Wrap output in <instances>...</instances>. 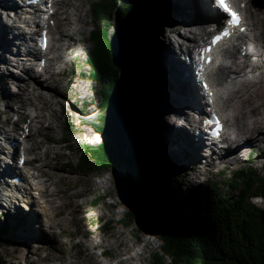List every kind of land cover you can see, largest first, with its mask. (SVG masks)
<instances>
[{"label": "rangeland", "instance_id": "374dc122", "mask_svg": "<svg viewBox=\"0 0 264 264\" xmlns=\"http://www.w3.org/2000/svg\"><path fill=\"white\" fill-rule=\"evenodd\" d=\"M69 1H71V4L67 7L69 13L67 15L59 13L58 15L66 23L64 24L65 28H63L65 36L60 37V44L52 54L56 57L52 66L55 75L52 77L47 75L38 80V83L46 82L48 89L41 88L30 79L29 75L32 71L29 70V74H24V79L21 80L13 75V71L18 73V69L12 65L6 66L0 61V111L3 112L0 115V125L7 130H12L16 123L20 124L22 129L29 128L28 120L32 119L34 106L31 103L21 106V98L26 99V96L34 95L38 90L47 98L49 104L41 112L45 118L39 119V128L33 131L29 143L37 147L36 152L42 160L35 164L44 173V178L50 181V189H55L52 185L57 184L60 190L59 193L64 195V198H60L56 203L58 212L62 213L61 218L58 220L66 218L70 223L67 227H49L44 218L45 216L43 217V213L39 211L40 204H42L40 197L38 198V202H40H37L33 208L23 204L24 214L14 216L21 220V224L25 223L24 226L20 225L17 229L7 223V220H9L8 215L5 217L0 214V264H41L40 260L45 259L47 256L52 259L49 260L51 264H68L69 262L73 264H90V253L97 256L98 263L104 261L113 263L114 259L122 260L124 258L130 264H148L151 248L149 246L145 248L146 255H142V235L144 232L141 229L140 219L136 218L132 222L130 219L129 221L130 216L123 213L124 210L128 211V207H115L112 204L119 203L113 195L114 193L117 194L119 190L115 186L114 178L111 177L113 176L112 169H101L102 172L95 169V171L88 170L81 173L76 167L79 147L84 146L86 142L91 140L88 130L93 131L94 125L87 124L88 129H86L85 126L66 119L65 112H71V103L75 102L76 107H79L77 106V96L79 94L75 91L79 88L78 79H76L79 75L73 72L74 61L67 60L65 56L69 54L73 57L76 48H79L80 42H85L87 33L84 24L88 23L89 35L96 40L98 22L97 18L93 19L90 15L92 14L90 9L85 11L86 8H83L85 0ZM152 1V4L138 5V15L136 14V21H133L134 29L132 35L129 36L131 45L133 44L132 55L136 59V64L130 62L125 65L127 61L124 63L121 58H118L117 61L122 66L123 76L117 77L114 87L107 90L103 87V80L99 78L102 85L97 82V79L92 83L93 89L95 88L100 96L104 95L108 98L109 95L118 96L119 99L127 102L126 107L134 115H139L143 119V124L145 128L147 127V130L149 129L148 126L151 125L156 133L155 138L150 145L149 143L144 144L137 149L135 155L138 160L136 161L140 162L139 164L144 168V171H148L152 175L157 174L166 180L163 189H161V193L165 197L175 201L177 197L189 195L190 193L193 195V190L197 186L213 184L219 188L222 196L233 197L238 192L231 193L229 184H231L236 172L241 170L250 172L252 170L258 178L264 179V144L260 148H245L239 147L237 143V145H234L235 149L233 148L234 151L236 150L235 152L233 149L221 152L229 155L230 161L218 163V166H212L209 169L204 168L206 162L204 156L200 157L199 167L196 166V168L182 162V160L180 161L175 154L176 151H174L175 140L185 136L184 144L189 148L198 149V146L194 144L196 141L194 138L198 137L197 132L188 125L183 126L185 130L172 127L171 129L176 134L169 131V129L160 132L153 122V114L148 107L153 104L156 107L161 106L163 99L161 95L163 93L162 88L157 80V75H155V64H158L157 59L159 58L156 52L162 48L164 41L170 43L168 36L175 34L170 29L172 27L167 29L168 25H178L179 23L175 18L178 19L185 9L178 7L173 0ZM129 4L125 6H129ZM260 5H262L261 11L264 13V0H254L250 13L247 10L246 14L250 16V23L253 25L250 26V30L255 29L258 36H261L260 32H262V39H258V41L261 40L258 45L264 47V24L262 20H259L261 17ZM210 14V10H204L202 15L206 19L208 18L207 24H205L207 28L213 20V16ZM74 16L82 24H79L76 20L74 22ZM162 16L165 17V20L162 19ZM2 21L7 22V19L3 16ZM221 22L224 23L226 20L223 19ZM116 24L110 28V34L119 35V24ZM179 26L182 28L183 25ZM81 30L84 31L83 36ZM248 34H250V31ZM210 37L211 35H208L205 40ZM66 48L68 49L65 50ZM22 53L24 52L22 51ZM9 58L14 60L15 57L9 53ZM252 60L257 59L251 57ZM175 61L177 60H173L174 63ZM179 62L180 60L176 62V65L182 67V61ZM174 63L171 65V69L177 74L180 69L177 70ZM106 69H108L107 66L105 71ZM247 74L251 77L249 79L264 78V68H256L253 71L251 69ZM187 82L184 84L188 85L189 81L187 80ZM111 89H113V92L109 93ZM195 94L194 86H191L189 95L192 96L187 97L188 100L182 103L187 105V112H189L188 108L190 109L191 105L189 102L194 100L195 97L193 96ZM65 96L66 98H64ZM37 100L34 102L40 104L45 99ZM19 107L24 108L25 116L16 113L15 110ZM201 107L206 109L203 104ZM191 111L190 114H192ZM177 118L178 116L174 117V122ZM5 119H9L8 124L5 123ZM163 120V122H169L168 114L163 117ZM47 121L49 126H47ZM147 123L150 125L147 126ZM162 126L167 128L164 124ZM26 133H28V130ZM161 135H163L162 139ZM149 140H151L150 136ZM29 143H26V145ZM207 151V149L206 151L201 150L203 155L207 154ZM35 156V152L31 153V157ZM219 157L217 156V158ZM19 159L20 157L16 159V162H19ZM233 159L238 160V162L231 165L234 162ZM200 172H204L205 175H201ZM254 200L258 207L264 209V198H255ZM73 210L77 212L73 213ZM72 219L73 222H71ZM87 231L97 239L96 241L100 247H89L83 236V233H87ZM8 241H11V243ZM152 247L156 248L155 246ZM102 253L103 256L98 255Z\"/></svg>", "mask_w": 264, "mask_h": 264}, {"label": "trees", "instance_id": "16d2710c", "mask_svg": "<svg viewBox=\"0 0 264 264\" xmlns=\"http://www.w3.org/2000/svg\"><path fill=\"white\" fill-rule=\"evenodd\" d=\"M85 1L83 8L90 9L93 19L97 18L98 30L94 40L88 23L84 24L86 40L73 54V72L83 81L84 101L91 109V116L86 113L85 124H93L94 133L89 142L79 147L77 170L82 173L112 169L111 177L119 190L113 194L119 203L112 204L128 207L123 213L130 216L129 221L140 219L144 232L142 255H146L145 248H151L148 264H264V209L254 200L264 198V179L252 170H241L229 184L231 193L238 192L233 197L222 196L213 184L197 186L193 195L168 199L161 193L166 180L144 171L136 161L137 149L150 145L155 138L151 125L147 123V130L143 119L134 115L118 96H100L93 89L92 83L97 79L102 85L99 78L107 90L114 87L117 77L123 76L118 58L127 61L125 65L136 64L129 37L133 21L138 5L153 1ZM116 23L119 35L110 36V28ZM83 33L81 30L82 36Z\"/></svg>", "mask_w": 264, "mask_h": 264}, {"label": "bare ground", "instance_id": "6f19581e", "mask_svg": "<svg viewBox=\"0 0 264 264\" xmlns=\"http://www.w3.org/2000/svg\"><path fill=\"white\" fill-rule=\"evenodd\" d=\"M12 1L14 0H0V61H2V63L6 66L12 65L16 69H18V73H15L13 71V75L21 80L24 79V74H27L29 70L30 72L32 71L29 75L30 79L38 84L41 88L48 89L47 85L45 84L46 82L38 83V80L47 75L48 77H52L53 75H55V73L52 71V66L56 57H54L52 54L54 49L60 44V37L65 36V33L63 35V31L59 29V26L61 23L63 25L66 23H64L61 20L62 18H59L58 15L59 13H61V15L63 13L67 15V13H69L67 12V7L69 4H71V1L60 0L59 2H57L56 0H54L55 5L52 10L56 11V15L48 19V21L50 22L52 20L56 22L57 25L49 27V30L51 31V35L53 37L49 52L47 51L45 54H43V59H46L44 67L41 64V61H43V59H40L41 52H34L32 49V43L33 40L38 37L40 32H42L41 29L44 23L43 19L47 18V15H40L39 18H36L35 15L30 16L31 19L35 18V24L30 25L29 29L35 30L37 32H34L32 37H27L28 33L26 32V34L24 29V31H22L21 27L10 25L7 24V22L2 21L3 11H7V8H9V11H11L10 7H13L14 10L17 9L16 2L13 3ZM253 1L254 0H239V6L241 7L242 5L246 4L248 13H250ZM173 2H175L181 9L185 10L178 19L177 17L175 18L179 23L178 25H168L167 29H169V27L174 28L170 29L173 30V33L175 34L168 36L170 43L164 41L162 48H160V50L156 52V55L159 58L157 59L158 64H155V75H157V80L161 85V90L163 93L160 94L162 95L163 99L161 101V106L159 105L158 107H156V105L153 104L150 105L148 109L153 114V122L155 123L156 127H158L160 132H163L166 129H169V131L173 132V130L171 129L172 127L185 130V128L183 127L185 125L190 126L192 130L197 132L198 137L196 136L197 138H194L196 140L194 144L198 146V149H192L185 145V136H181L177 140H175L174 151H176L175 154L179 157L180 161L182 160V162H186V164H190V166H193L194 168L198 166L200 157L204 156L206 160L204 168L209 169L212 166H218V163H226L230 161L231 159H229V155L222 154L221 152H224L228 149H235L234 145H237V143L239 147L242 146L245 148H260V146L264 144V78L257 77V79H249L251 77L247 74L251 69L253 71L256 68H264V47L258 45V43L261 42V40L258 41V39H262V32H260L261 36H258V34L255 33V29L250 30V26L252 24L250 23V16L247 14L242 25L235 29L231 28L232 38L227 40V42L224 44V47L229 54L228 59L232 63V66L230 64L229 67L225 70H231L228 73L229 75L244 73L243 77L245 78L246 76H248V79H246V77L243 81H241L238 93L234 95L235 102L232 106V111L234 114L233 119H228L227 133L219 139L213 138L209 133L212 128L207 127L205 125L206 122H204L203 120V115H205L207 110L201 107L203 102V93L201 92V88L199 87V77L196 72L197 66L200 63L196 51L198 50V48H200L199 43L205 41V38H207L208 35L213 34V32L211 31L212 29L209 27L210 25H208V28L206 27L207 25H205L207 24L208 18L206 19L202 16L204 10L211 11L214 19L212 23L216 21H219L220 23L223 19L227 20V16L221 13L219 9H217L214 0H195L193 1L194 3L192 2V0H173ZM261 6L262 5H260L259 8L260 11L262 8ZM260 16L261 17L259 18V20H262L264 24V13H262V11L260 12ZM164 18L165 17H163L162 19L165 20ZM75 20L79 24H82L78 21V18L76 16H74V22ZM67 21L68 23H70L69 20ZM179 25H183L182 28ZM249 31L250 34H248ZM27 40L30 41V44L28 46L29 50L33 51L30 56L26 54L27 48L25 46ZM22 51L24 53H22ZM9 53L15 57L14 60H10ZM251 57H254L257 60L251 61ZM178 59L180 60L179 63H181L182 61V67L176 65V62L179 61ZM173 60L177 61H175L174 63ZM173 63L177 70L180 69L177 74L174 70L172 71L171 69V65ZM187 80L189 81L188 85L184 84L188 83ZM196 82L198 83V86ZM191 86H194L196 92V94L193 96L195 97L193 98L194 100L189 102V104L191 105L190 109L188 108V110L189 112L192 110V114L186 111L187 105L182 104L184 101L188 100L187 97L192 96L189 95ZM212 91L216 92V90ZM219 94V96L223 94L222 89L219 90ZM42 98H44L45 100L43 101ZM37 99H41L42 102L40 104L35 103L34 101ZM21 102V106L29 103L34 106L32 119L28 120V124L30 127L22 129L21 125L16 123L12 130H4L3 126L0 125V141L2 140L1 136H3L5 142L15 143V145L13 146L15 149V155L13 163L11 164L8 160L10 159L11 153L9 145L5 143L3 147L0 146V152L2 151L7 158V164H5L4 166L0 165V173L2 172L1 174L3 175L0 176V182L2 181L0 183V192L5 191L3 180L5 179V176H7V172L9 171L12 178L16 177V179L19 180V187L17 189L21 195V198H18L16 202H14L15 209L8 212L9 220H7V223L16 227L15 229L20 227V225L25 224H21V220H18L14 216L24 214L25 210L23 208V204H26L28 207L33 208L35 204H37L38 198L40 197L42 199V204H40L39 211L43 213V217L45 216L44 218L48 222L47 225H49V227L51 228H60L61 226L67 227L70 222H68L66 218L58 220L59 218H61L62 213L58 212L59 210H57L56 206L57 201H59L60 198L63 199L64 195L59 193L60 190L58 188V185L55 183V185H52V187H55V189H50V181L44 178V173L41 172L35 164L36 162H40L42 160L36 152L37 147H35L36 145H31V143H29V139L33 136V131L38 130L39 128V119L45 118L41 114V112L44 110V107L49 104V102L40 90L36 91L34 95L30 94L26 96V99L21 98ZM196 107L198 109H195ZM15 111L18 115H26L24 112V108L22 107H19V109ZM167 114L169 116V122H163V117ZM175 116H178L179 119L177 118L174 122ZM6 120V123L8 124L9 119ZM163 124L167 128H163ZM47 126H49L48 121ZM27 130L28 133H26ZM173 133L176 134L175 132ZM162 136L163 135L160 136L161 139ZM26 143L29 144L26 145ZM206 149L208 150V153L203 155L201 150L206 151ZM33 152L36 153L35 157H31V153ZM217 156L220 157L217 158ZM19 157V162H16V159ZM25 157L28 160L26 162V166L23 168L21 166V161ZM233 161L234 162H232L231 165L238 162V160L236 159H233ZM200 173H202L201 175H205L204 172ZM30 176L34 179H37V181H33ZM11 186L15 185L13 184ZM36 193L39 195V197L36 195ZM8 196H10L9 193ZM76 212L77 211L73 210V213ZM71 222H73V219L71 220ZM83 236L85 237L86 243L89 245V247H100V245L96 241L97 239H95L94 236L90 235L88 231L87 233L84 232ZM98 255L103 256L104 254L102 253ZM49 260L52 259H50V256H47L45 259L40 260V262L41 264H51ZM89 260L90 264H130L128 263V260L124 258L122 260L114 259L113 263H109L108 261L98 263L97 256L93 255L92 253H90L89 255ZM68 264L73 263L69 262Z\"/></svg>", "mask_w": 264, "mask_h": 264}, {"label": "snow or ice", "instance_id": "6c2138e0", "mask_svg": "<svg viewBox=\"0 0 264 264\" xmlns=\"http://www.w3.org/2000/svg\"><path fill=\"white\" fill-rule=\"evenodd\" d=\"M217 2L220 4L221 7H223L226 11L230 12L232 15V22L233 23H238V16L235 12H232L231 8L227 5L226 0H217ZM224 35H227V33H224ZM221 37L217 36L215 38V40L213 41V43H215L216 41H218Z\"/></svg>", "mask_w": 264, "mask_h": 264}]
</instances>
